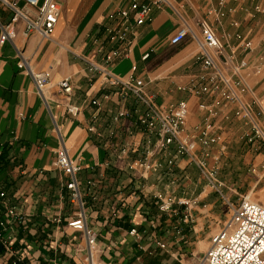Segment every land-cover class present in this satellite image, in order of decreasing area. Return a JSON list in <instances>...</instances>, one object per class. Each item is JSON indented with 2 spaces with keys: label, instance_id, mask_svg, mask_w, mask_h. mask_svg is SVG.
I'll return each instance as SVG.
<instances>
[{
  "label": "crops",
  "instance_id": "obj_1",
  "mask_svg": "<svg viewBox=\"0 0 264 264\" xmlns=\"http://www.w3.org/2000/svg\"><path fill=\"white\" fill-rule=\"evenodd\" d=\"M130 1L57 0L61 11L49 40L37 34L24 36V26L19 21L12 41L0 45V194L4 195L0 198V214L13 208L27 221L26 230L12 242L20 264H85L84 238L67 226L78 216L80 206L72 202L64 187L66 177L53 167L60 139L70 158L81 167V211L87 227L97 237V259L104 264H129L148 250L152 237L147 232L148 221L155 211L160 213L159 197L163 201L170 199L177 210V203L185 200L192 205L191 211L210 191L202 187L195 198L182 194V187L185 191L191 187V181H185L187 175L180 180L188 161L177 157L174 147L151 156L148 152L153 151L156 139L134 125L143 107L130 95L121 97L104 77L90 72L85 62V58L94 57V40L101 36L106 14L128 7ZM167 1L169 5L153 9L148 23L133 29L128 56L108 69L123 81L142 79L147 95L165 109L186 102L185 137L207 121L206 112L199 106L211 101L187 92L200 73L197 41L188 37L172 47L169 39L185 22L200 40L197 23L206 21L233 63L238 56L248 61L253 48L249 53L241 48L248 34L240 20L250 19L241 13V7L251 4L264 9V0H239L235 15L228 12L230 0H223L224 17L220 21L216 19L218 0ZM11 16L10 11L0 8V33ZM19 53L35 72L48 75V108L36 95L30 77L17 69ZM146 53L149 58L143 61ZM96 62L104 66L99 58ZM66 78L73 87L69 101L80 108L75 119L64 114L67 98L58 89V83ZM91 101L97 105H91ZM235 109V105L221 106L213 122L225 124L223 117ZM122 111L129 118L116 121ZM91 125L93 133L88 131ZM146 153L159 164L157 172H141L140 162ZM170 161L172 167L168 166ZM176 182L182 187H177ZM132 230L137 232L135 236L130 234ZM9 259L0 247V264H11Z\"/></svg>",
  "mask_w": 264,
  "mask_h": 264
},
{
  "label": "built area",
  "instance_id": "obj_2",
  "mask_svg": "<svg viewBox=\"0 0 264 264\" xmlns=\"http://www.w3.org/2000/svg\"><path fill=\"white\" fill-rule=\"evenodd\" d=\"M221 2L223 0H220ZM23 3L22 7L19 4ZM164 5H169L167 0H143L141 2L132 0L126 8H117L109 11L104 17L105 24L102 26V33L99 39H95L96 47L92 54L94 57L85 58L89 71L106 79L109 87L117 89L121 97L132 96L143 107V112L134 122L140 130L147 136L154 137L155 143L151 156L174 147L177 157L186 156L193 162L202 173H205V166L202 160L195 155V147L200 145L208 146L214 139H210L217 131L213 122L217 116V110L221 106L235 105L234 115L245 120L253 130L254 138L264 142V132L256 122V117L264 115V110L259 102L254 98L251 102L243 100V95L248 92V87L242 76V72L248 67V63L243 59L238 64L232 62L229 56L224 53V47L214 30L206 21H199L197 24L201 32L199 40L184 22L181 28L169 39V45L179 46L188 37L196 40L198 44L197 61L200 63V73L193 78L187 87V92L193 97L210 99L209 104H200L199 108L206 112L208 117L203 125L195 129L191 136H183L188 118V105L181 101L174 106L165 109L156 104L152 96L145 92V83L142 79L123 81L111 74L109 66L122 57H127L131 47L129 35L135 27H139L149 22L153 9H158ZM0 8L11 12L12 16L8 24L1 26L0 45L11 42L15 35V25L20 21L23 23V35L30 36L37 34L43 40H49L60 16V5L57 0H0ZM241 48L244 52L252 50L249 41H243ZM99 58L103 65L99 66L96 59ZM149 58L146 53L142 60ZM17 69L25 73L33 82L35 93L43 102L46 108V92L50 85L49 77L46 73L35 72L29 61L18 55ZM230 69L229 71L225 70ZM229 73L231 76L229 77ZM59 93L67 98L64 106V114L75 119L80 108L70 103V96L73 92L70 79H63L58 83ZM91 105H97L96 101H91ZM253 105L259 106L258 114L253 113ZM129 118V115L122 111L115 118L119 121ZM88 131L93 133L91 125ZM251 139L250 141H252ZM146 153L140 162L142 173L156 172L159 164L151 160ZM170 161L168 166H172ZM53 167L66 177L65 189L70 193L72 202L79 203L80 212L75 219L67 222V226L72 230L82 234L85 242V264H104L97 259L98 243L95 233L90 230L85 221L82 209L81 195L79 192L78 174L81 167L73 161L60 139V147L55 152ZM141 173V174H142ZM211 181L215 182L211 174ZM4 195L0 194V198ZM158 210L162 213L176 215L170 199L163 201L158 198ZM194 204V203H193ZM178 209L183 212H190L189 202L182 200L177 203ZM231 216L225 227L216 233L210 240V246L201 262L198 264H264V203L251 201L249 198L243 199L236 207L231 206ZM188 215H184V220ZM155 221H148V228H154ZM27 228V221L24 216L18 214L13 208L6 209L0 214V245L4 254L9 256L11 264H19L21 259L18 252L12 249L13 241ZM131 235L137 232L132 230ZM156 247L164 248V245L152 237Z\"/></svg>",
  "mask_w": 264,
  "mask_h": 264
},
{
  "label": "rangeland",
  "instance_id": "obj_3",
  "mask_svg": "<svg viewBox=\"0 0 264 264\" xmlns=\"http://www.w3.org/2000/svg\"><path fill=\"white\" fill-rule=\"evenodd\" d=\"M238 1L230 0L229 14H236ZM218 2L216 19L220 21L224 11H221V1ZM22 6L23 3H20L19 7ZM241 9L244 10L241 13L250 19L240 21L248 34L246 41H251L253 48L246 61L248 67L242 72L249 89L243 95V100L251 102L255 98L264 110V9H259L258 5L251 7V4ZM237 23L236 20L233 23L235 28L238 27ZM240 58L237 57L235 64L241 61ZM258 111L253 105V113L258 114ZM223 122V125L216 124L217 131L210 138L214 139L213 142L208 146L199 144L195 147V155L203 161L206 175L188 157L183 156L182 159L188 163L185 164V175L181 173L180 180L182 182L188 176L185 181H191V187L185 191L186 188L176 182L177 187H182V194L186 193L188 197L195 198L202 187L210 188L209 193L201 205L188 214L182 208L175 210L176 215L155 211L150 219L156 222L155 226L153 229L148 228L147 232L150 237L152 235L161 242L164 248L153 245L151 237L148 250L129 264H198L204 258L211 238L225 227L232 213L231 206L236 207L245 198L264 203V142L258 138L253 139L251 126L234 113L225 119L223 117ZM256 122L264 132V115L257 116ZM208 174L212 175L215 182L211 181ZM184 215H188L185 220Z\"/></svg>",
  "mask_w": 264,
  "mask_h": 264
},
{
  "label": "trees",
  "instance_id": "obj_4",
  "mask_svg": "<svg viewBox=\"0 0 264 264\" xmlns=\"http://www.w3.org/2000/svg\"><path fill=\"white\" fill-rule=\"evenodd\" d=\"M0 247L2 248V246L0 245ZM20 264V263H19Z\"/></svg>",
  "mask_w": 264,
  "mask_h": 264
}]
</instances>
